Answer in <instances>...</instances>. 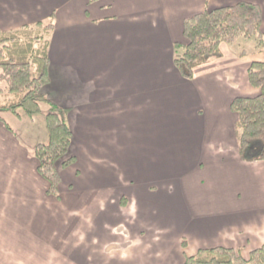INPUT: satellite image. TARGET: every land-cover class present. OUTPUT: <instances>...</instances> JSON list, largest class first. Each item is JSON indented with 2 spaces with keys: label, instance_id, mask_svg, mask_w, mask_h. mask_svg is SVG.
<instances>
[{
  "label": "crops",
  "instance_id": "crops-1",
  "mask_svg": "<svg viewBox=\"0 0 264 264\" xmlns=\"http://www.w3.org/2000/svg\"><path fill=\"white\" fill-rule=\"evenodd\" d=\"M238 2L260 7L264 33V0H0L4 31L53 14L42 90L68 110L76 158L58 164L59 199L48 195L34 154L48 141L44 115L0 113V264H85L97 252L104 262L92 264H129V249L140 257L146 243L166 251L159 264H182L218 246L248 258L264 243V160L239 157L229 108L234 94L258 91L246 69L264 51L239 56L222 43L190 80L173 63L185 18ZM226 59L242 86L232 67L215 70Z\"/></svg>",
  "mask_w": 264,
  "mask_h": 264
},
{
  "label": "trees",
  "instance_id": "trees-1",
  "mask_svg": "<svg viewBox=\"0 0 264 264\" xmlns=\"http://www.w3.org/2000/svg\"><path fill=\"white\" fill-rule=\"evenodd\" d=\"M261 20L260 7L248 2L205 9L185 18L184 43L173 45L175 67L184 79L190 80L197 67L221 57L222 43L232 44L241 38H254L257 50L264 51ZM53 22L52 14L47 21L12 31L0 29V113L16 114L22 110L29 117L44 115L49 137L46 143L35 146L37 172L47 182L46 193L59 199L58 164L66 168L76 158L69 154L72 131L68 110L53 103L42 90L49 80L48 47ZM246 75L258 92L235 96L230 101V111L236 114L237 151L244 161L264 160V62H250ZM182 264H264V243L252 250L248 258L232 248L218 246L199 249L185 256Z\"/></svg>",
  "mask_w": 264,
  "mask_h": 264
},
{
  "label": "rangeland",
  "instance_id": "rangeland-1",
  "mask_svg": "<svg viewBox=\"0 0 264 264\" xmlns=\"http://www.w3.org/2000/svg\"><path fill=\"white\" fill-rule=\"evenodd\" d=\"M251 41V42H249ZM252 44H255L256 45V42L254 40V38L252 39H244V38H241V39H238L236 42H234V44H230L232 45L236 50H240L239 52H237L239 54V56H241V52H243V50L245 49L247 52H252ZM240 48V49H239ZM260 56L264 57V53H261ZM215 60V59H213ZM233 61L232 60H229V59H226V60H222L218 65L215 70H218L219 73L223 72V69H228V67H232L231 69L233 70L234 74H236V78L238 80V84H241V86L243 85L241 83V77H240V68L241 66L237 63H232ZM231 78H234L235 80V77L232 76ZM236 81V80H235ZM255 89V88H254ZM257 91V90H256ZM240 92H244L243 90H241ZM258 92V91H257ZM257 92H254L257 93ZM236 93V92H235ZM238 93V92H237ZM236 96V94H234ZM2 101V100H1ZM22 111V110H20ZM225 148L228 147V140L225 138V145H224ZM219 148V147H218ZM197 166H199L200 168H203V165L200 164H197ZM201 183V182H200ZM202 184V183H201ZM51 212V211H50ZM58 211L56 212H53L54 215L50 216L51 217H54V219L56 220V214H57ZM68 218H72V215L69 214V213H66L65 216L62 218L63 221H65L66 223L68 222L67 219ZM19 234V233H18ZM79 234V230L76 232L75 235V238H71V239H75V241H73L72 243L70 244H67L66 246L69 245V248L72 250L73 248H78V245L79 247L81 246L79 243L80 240L77 239V235ZM72 237V236H71ZM48 239L52 242H57L59 240V236L57 234V231H56V228H50V231L48 233ZM188 240V238L185 236V235H180L177 237L176 239V242H175V245H174V248H178L180 250H182L184 247L186 248V241ZM183 241H185V244H183ZM188 243V242H187ZM55 247L57 246L56 244L54 245ZM60 248H61V244H59ZM102 246V245H101ZM158 246L154 243H146L144 245V254L140 255V257H138V254L135 250V247H132L129 249V257L130 256H133L132 259L129 258V264H142L141 263V260L140 258H143L145 261H147L148 264H150L151 262H155L156 264H159L160 261H162L161 259L163 258V254L166 253L165 250H163L161 248V250L157 248ZM173 247V246H172ZM49 250H53V248L50 246ZM53 251H56V249L54 248ZM168 252V251H167ZM174 252V251H173ZM172 252V253H173ZM197 252V251H196ZM101 253V252H99ZM98 252L96 253V255H92V258L91 259H87L86 260V263L85 264H92L93 262H98V259L100 262H104V259H105V256L101 255V257L103 258H99L100 255H97ZM87 256H89V254H86ZM108 257V256H106ZM69 258V257H68ZM155 258V260H153ZM185 259V257H184ZM152 260V261H151ZM65 264H74L72 263L71 260L68 261V259L65 260ZM170 264V263H169Z\"/></svg>",
  "mask_w": 264,
  "mask_h": 264
}]
</instances>
